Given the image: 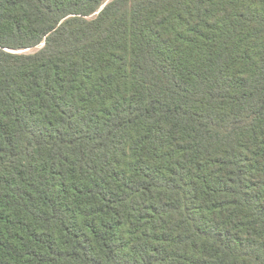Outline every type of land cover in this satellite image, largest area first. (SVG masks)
<instances>
[{
  "label": "trees",
  "instance_id": "trees-1",
  "mask_svg": "<svg viewBox=\"0 0 264 264\" xmlns=\"http://www.w3.org/2000/svg\"><path fill=\"white\" fill-rule=\"evenodd\" d=\"M0 264H264V0H0Z\"/></svg>",
  "mask_w": 264,
  "mask_h": 264
},
{
  "label": "rangeland",
  "instance_id": "rangeland-1",
  "mask_svg": "<svg viewBox=\"0 0 264 264\" xmlns=\"http://www.w3.org/2000/svg\"><path fill=\"white\" fill-rule=\"evenodd\" d=\"M31 52V51H30Z\"/></svg>",
  "mask_w": 264,
  "mask_h": 264
}]
</instances>
